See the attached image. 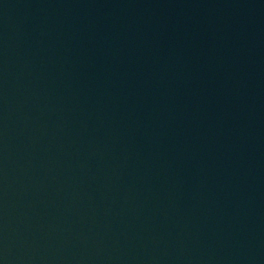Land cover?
<instances>
[{"label":"water","instance_id":"95a60500","mask_svg":"<svg viewBox=\"0 0 264 264\" xmlns=\"http://www.w3.org/2000/svg\"><path fill=\"white\" fill-rule=\"evenodd\" d=\"M0 264H264V0H0Z\"/></svg>","mask_w":264,"mask_h":264}]
</instances>
